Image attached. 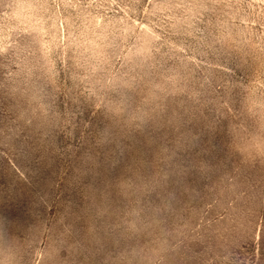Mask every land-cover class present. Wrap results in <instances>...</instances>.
<instances>
[{"label": "rangeland", "instance_id": "374dc122", "mask_svg": "<svg viewBox=\"0 0 264 264\" xmlns=\"http://www.w3.org/2000/svg\"><path fill=\"white\" fill-rule=\"evenodd\" d=\"M0 264H264V0H0Z\"/></svg>", "mask_w": 264, "mask_h": 264}, {"label": "snow or ice", "instance_id": "6c2138e0", "mask_svg": "<svg viewBox=\"0 0 264 264\" xmlns=\"http://www.w3.org/2000/svg\"><path fill=\"white\" fill-rule=\"evenodd\" d=\"M189 174L192 175V176H195L196 175L195 172H190Z\"/></svg>", "mask_w": 264, "mask_h": 264}]
</instances>
